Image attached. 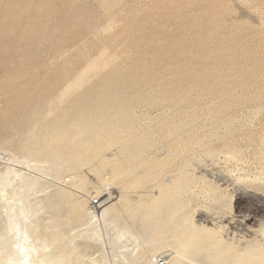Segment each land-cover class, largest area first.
Returning a JSON list of instances; mask_svg holds the SVG:
<instances>
[{
	"label": "rangeland",
	"instance_id": "obj_1",
	"mask_svg": "<svg viewBox=\"0 0 264 264\" xmlns=\"http://www.w3.org/2000/svg\"><path fill=\"white\" fill-rule=\"evenodd\" d=\"M43 22H49L52 39L40 36ZM86 72L70 100L105 93L127 107L125 137L134 156L124 157L117 180L111 167L98 178L96 163L81 168L84 176L47 163L40 164L42 171L22 166L38 183L26 193L16 179L0 193V258L7 256L9 220L23 219L16 213L24 203L38 210L60 188L88 200V207L90 198L110 190L135 206L179 178L189 181L181 191L183 212L197 228L213 229L224 243L243 248L238 251L264 246V0H0V152L23 160L19 134L27 127L18 95L32 78L56 81L60 91ZM120 151L116 145L104 155L121 160ZM0 163V171L12 167ZM74 174L89 179L86 188L70 186ZM107 178L114 180L111 189ZM45 211L39 215L47 224ZM84 219L64 228L77 264H134L141 250L134 245L145 248L142 239L139 245L118 239V230L103 222L93 237ZM167 248L157 257L172 255Z\"/></svg>",
	"mask_w": 264,
	"mask_h": 264
},
{
	"label": "bare ground",
	"instance_id": "obj_2",
	"mask_svg": "<svg viewBox=\"0 0 264 264\" xmlns=\"http://www.w3.org/2000/svg\"><path fill=\"white\" fill-rule=\"evenodd\" d=\"M100 1L103 2L105 0ZM40 26V36L52 39V35L49 33V22H43ZM87 73L88 72L84 73L81 77L78 76V80L66 83L67 85L60 91H56V81L50 84H42L40 80L35 77L30 80V84H26L25 82V89L18 95V99H20V105L18 107L24 115L23 127L26 126L27 130H25L23 134L22 132L19 134V129L21 128L18 126V130L16 129V132L19 131L17 133L22 135L20 140L23 144L21 143L22 146L18 148L24 157H22L23 160L19 158V160H22L19 161L16 158L18 155L15 154L16 152H14L16 156H13L14 154L10 155L8 152V154L5 152L2 153L4 149L0 152V161L2 159V162L8 161L7 164L12 167H19V169L6 167V171H3V169L0 171L1 194L4 193L7 190L6 188L8 186L10 187L16 179L19 181L20 188L23 189L24 192L27 191L26 193L31 190L33 185L38 183V181H33L29 176H26L25 173H23V168V170H20V168L25 165L33 170L42 171L43 168L45 169V166L41 167V163H47L49 164L47 166L51 164V168L49 167V169L56 170L55 167L61 166L63 168L66 167L65 169L69 170V173H80L82 167H90L96 163L97 166H93V173H95L98 178L108 167L112 169V178H115L114 180H117L116 178H122L120 177L121 175L123 176L121 173L122 162L125 161L126 157L130 158L131 156L129 155H132V157L134 156V154H130L132 153V146L126 142L125 137L128 129L125 119L127 107H118L119 101L109 99L105 93L99 94L95 98L89 97L79 101L70 100L71 95L85 83ZM33 82L41 84L40 88H33L31 85ZM32 93H36V95H32ZM34 109L39 110V115L35 118V121H33L32 116L37 114V112L35 113L33 111ZM32 111L34 114L32 113L33 115L30 117L29 115ZM29 126L31 127L29 128ZM116 145L121 147L119 153V155L121 154V158L119 157L121 160L116 158L111 159L107 157L108 155H104L105 151ZM16 150L17 149H15V151ZM112 151L114 150L112 149ZM140 155L138 154V156ZM158 155H160V153ZM8 165L5 164V166ZM27 170L26 172H28ZM130 171L128 170V173H130ZM46 172L45 174H47ZM140 172V174L143 173L141 170ZM32 173H34V171H31L29 174ZM51 175H53V173ZM76 175L74 174L73 178H71L70 186L74 189L78 187L83 190L87 187L89 179L87 180L84 177H80L81 175L78 176V179H75L74 177ZM56 176L57 174H55V177ZM82 176L84 175L82 174ZM133 176L137 177V174ZM111 179L107 178L104 182V185L109 187V189H111V184L109 183ZM114 180H111L112 184ZM124 181H122V183ZM167 181L165 184L171 183V181ZM186 181L183 180V178H179L172 187H168L167 185L168 188H164L159 193L158 197L153 195L154 198L149 202L144 203V200H142L139 203L137 202L135 206L130 205V200H127L126 197L124 198L123 194L115 196L110 190L108 194L103 196L105 197L108 195V199H105L106 201L97 212L94 213H91L87 206L88 200L86 202V199L77 198L73 196L75 193L72 194V192V195L65 193V191L60 192V188L57 190L59 192L54 191L55 193L51 194V197L43 199L42 206L38 210L28 205L25 206L23 202L24 204H22V206L20 205L21 207L16 213L18 216L22 215L23 219L16 221L9 220L10 235L9 238L6 239V244H9L8 247H5L7 256H5L4 253L3 257L0 258V264H75L76 260H73L75 249L70 245V241L73 239L71 237L72 240L69 238L71 235L69 234L68 236L66 233H69V231L65 230V233L64 228L68 225L71 226V223L74 225L75 221L84 218L89 220L84 223V219V222L81 220L80 223H84L83 226H86V228L88 227L90 230L92 229L93 232L90 235L93 237L96 235V229L97 231L99 229L97 228L98 223L103 222L104 225L108 224L118 230L117 237L120 240L124 237H128L138 243V240L142 239L141 242L145 244V248L139 247V243L137 247L134 245L135 249L141 248V250L139 249L140 251L137 250L138 253L136 252L137 254H135L136 256L134 255V258H132L131 255V258L134 259H131L134 264H153V260L158 258L157 255H160L159 251L161 249L163 250L165 247H169L172 251H170L172 255L168 254L170 255L169 257L166 256L167 253L165 254V264H264V246H261V243H258L260 245L259 248H255L254 246V248H246L247 250H243L244 253H242L243 251H238V245L235 248L224 243L223 240H220L221 238H218L219 235L211 231L213 229L209 230L201 227L199 229L190 221L191 218L183 212L184 204H182V199L184 197L181 198V191L187 187ZM119 184H121V182ZM123 185L125 184L121 186ZM100 193L101 191L96 194L100 195ZM24 198L22 197L20 200L24 201ZM150 198H152V196ZM42 209L46 210V214L48 213L50 216H48V222L50 223L47 222V218V224L43 221L46 226L40 221L42 216H40L39 213ZM29 215L30 218H34L33 221H29V218L26 219V216ZM19 223L21 225H19ZM80 226L82 228V225ZM84 228L85 227H83V229ZM66 229L68 230L69 228ZM89 229L88 232L90 231ZM83 234H85L86 237L89 235L86 233ZM90 235L88 236L89 239ZM94 240L96 241V239ZM94 244H96V242ZM253 244L255 245V243ZM239 247L241 246L239 245ZM169 248H167V250ZM241 249L243 248L241 247ZM161 253L163 254V252ZM130 254L132 253L130 252ZM125 257H127V255ZM131 260L129 262H131ZM79 264L86 263L82 262Z\"/></svg>",
	"mask_w": 264,
	"mask_h": 264
},
{
	"label": "built area",
	"instance_id": "obj_3",
	"mask_svg": "<svg viewBox=\"0 0 264 264\" xmlns=\"http://www.w3.org/2000/svg\"><path fill=\"white\" fill-rule=\"evenodd\" d=\"M104 199L102 200V198L99 197H92L89 199V209L91 213L97 212V210L101 207V205L103 204ZM166 256H160L158 258H156L153 261V264H165L166 260H165Z\"/></svg>",
	"mask_w": 264,
	"mask_h": 264
}]
</instances>
